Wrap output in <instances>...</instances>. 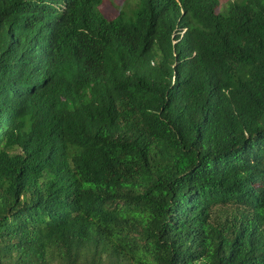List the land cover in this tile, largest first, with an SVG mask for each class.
I'll use <instances>...</instances> for the list:
<instances>
[{"label":"trees","instance_id":"16d2710c","mask_svg":"<svg viewBox=\"0 0 264 264\" xmlns=\"http://www.w3.org/2000/svg\"><path fill=\"white\" fill-rule=\"evenodd\" d=\"M102 2L0 0V264H264V0Z\"/></svg>","mask_w":264,"mask_h":264},{"label":"rangeland","instance_id":"374dc122","mask_svg":"<svg viewBox=\"0 0 264 264\" xmlns=\"http://www.w3.org/2000/svg\"><path fill=\"white\" fill-rule=\"evenodd\" d=\"M137 1L138 0H103L102 4L99 7V11L103 15L104 14L107 15V18H115L117 15V10H119V8H122L124 11H126L127 8L129 7V4L130 7H135ZM231 1L234 0H219L221 5V8L219 10L224 11L227 3Z\"/></svg>","mask_w":264,"mask_h":264}]
</instances>
